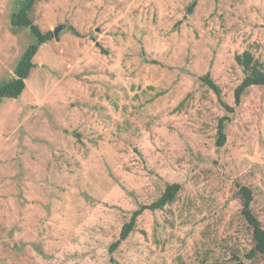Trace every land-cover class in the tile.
<instances>
[{
    "label": "rangeland",
    "instance_id": "374dc122",
    "mask_svg": "<svg viewBox=\"0 0 264 264\" xmlns=\"http://www.w3.org/2000/svg\"><path fill=\"white\" fill-rule=\"evenodd\" d=\"M20 5L0 0V84L35 41L11 29ZM30 16L61 28L22 93L0 99V264H264L245 257L236 194L252 189L264 228V87L233 102L235 56L264 65V0H38ZM171 183L175 199L110 249Z\"/></svg>",
    "mask_w": 264,
    "mask_h": 264
},
{
    "label": "trees",
    "instance_id": "16d2710c",
    "mask_svg": "<svg viewBox=\"0 0 264 264\" xmlns=\"http://www.w3.org/2000/svg\"><path fill=\"white\" fill-rule=\"evenodd\" d=\"M36 1L38 0H21L19 8L10 13L9 22L11 29L17 30L24 27L28 28L35 41L30 43L21 54L14 68L13 77L0 84V99L16 98L22 93L25 87V79L28 78L31 69L35 66L33 62L34 55L41 44L51 40L53 37V32L51 30L42 32L38 25L33 23L30 14ZM194 5L195 1H192L188 6V11H191ZM235 60L240 65L243 73L242 80L234 88L233 102L234 105L237 106L240 104L241 96L249 87H264V65L258 59L254 58L248 50L243 51L241 54H237L235 56ZM200 80L216 94L218 102L225 109V111L227 113H233L234 106H231L222 100L221 89L213 81L209 74L206 73L200 76ZM228 120L229 116L226 114L218 121L215 140L217 146H222L225 141L224 123ZM180 187L179 183L167 184L164 191L157 199L150 204H143L140 205L139 208L135 209L131 213L129 220L122 225L119 237L110 244V249H115L120 242L126 239L127 236L134 230L136 218L143 210L163 209L164 206L170 204L175 199ZM236 194L241 202L240 215L250 229L252 238V247L249 252L245 254V257L252 258L255 255H264V228L259 218L252 211L251 207V203L253 201V191L247 185L237 184ZM236 264H242V262L237 261Z\"/></svg>",
    "mask_w": 264,
    "mask_h": 264
},
{
    "label": "water",
    "instance_id": "95a60500",
    "mask_svg": "<svg viewBox=\"0 0 264 264\" xmlns=\"http://www.w3.org/2000/svg\"><path fill=\"white\" fill-rule=\"evenodd\" d=\"M60 26H57L55 29H53V36H54V38H55V40H58V36H57V33H58V31L60 30Z\"/></svg>",
    "mask_w": 264,
    "mask_h": 264
}]
</instances>
